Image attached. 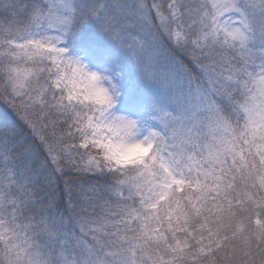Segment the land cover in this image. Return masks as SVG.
<instances>
[{"label":"snow or ice","instance_id":"obj_1","mask_svg":"<svg viewBox=\"0 0 264 264\" xmlns=\"http://www.w3.org/2000/svg\"><path fill=\"white\" fill-rule=\"evenodd\" d=\"M0 264H264V0H0Z\"/></svg>","mask_w":264,"mask_h":264}]
</instances>
